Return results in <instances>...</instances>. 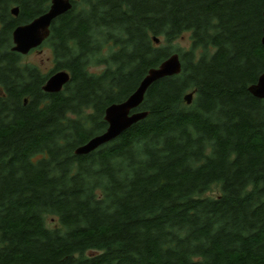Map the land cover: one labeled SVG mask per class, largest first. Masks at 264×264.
Segmentation results:
<instances>
[{
  "label": "trees",
  "instance_id": "1",
  "mask_svg": "<svg viewBox=\"0 0 264 264\" xmlns=\"http://www.w3.org/2000/svg\"><path fill=\"white\" fill-rule=\"evenodd\" d=\"M72 2L38 47L44 72L12 33L51 0H0V264H264V98L249 90L264 0ZM184 32L189 49L173 43ZM174 52L182 71L134 109L148 115L76 154ZM63 69V89L44 91Z\"/></svg>",
  "mask_w": 264,
  "mask_h": 264
},
{
  "label": "water",
  "instance_id": "2",
  "mask_svg": "<svg viewBox=\"0 0 264 264\" xmlns=\"http://www.w3.org/2000/svg\"><path fill=\"white\" fill-rule=\"evenodd\" d=\"M73 6L72 0H51L49 8L33 20L19 24L12 33L13 46L12 50L20 54L27 55L33 49L40 47L50 35V29L53 21L60 15L69 11ZM14 15H18L19 8L12 9ZM264 14V13H263ZM158 43L160 39L154 36ZM262 43L264 45V27ZM182 71V61L179 53L174 52L166 58L159 66L152 67L141 80L136 90L131 93L125 100L109 105L105 110V120L108 127L102 133L94 135L87 142L78 146L76 154H88L100 146L116 139L123 132L129 129L133 124L148 115L147 111L134 110L138 108L149 87L157 80L179 74ZM71 75L69 71L63 69L53 72L43 89L46 92H59L69 82ZM250 92L258 97L264 98V72L258 77L257 81L249 87ZM194 97V91L185 95V100L190 104Z\"/></svg>",
  "mask_w": 264,
  "mask_h": 264
},
{
  "label": "rangeland",
  "instance_id": "3",
  "mask_svg": "<svg viewBox=\"0 0 264 264\" xmlns=\"http://www.w3.org/2000/svg\"><path fill=\"white\" fill-rule=\"evenodd\" d=\"M173 43L180 49H189L191 47L190 32H184ZM26 60L38 64L44 72H49L54 66L52 52L47 46L32 50L26 55ZM47 223L51 227L59 226L58 219L54 215L47 216Z\"/></svg>",
  "mask_w": 264,
  "mask_h": 264
}]
</instances>
